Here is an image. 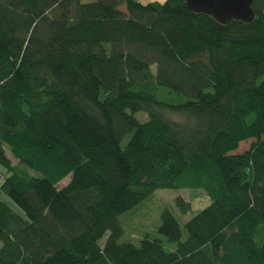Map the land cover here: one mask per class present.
<instances>
[{"label": "trees", "instance_id": "16d2710c", "mask_svg": "<svg viewBox=\"0 0 264 264\" xmlns=\"http://www.w3.org/2000/svg\"><path fill=\"white\" fill-rule=\"evenodd\" d=\"M252 8L221 23L186 0H0V187L23 211L0 199V264H264V0ZM163 188L210 203L124 238L120 216Z\"/></svg>", "mask_w": 264, "mask_h": 264}, {"label": "rangeland", "instance_id": "374dc122", "mask_svg": "<svg viewBox=\"0 0 264 264\" xmlns=\"http://www.w3.org/2000/svg\"><path fill=\"white\" fill-rule=\"evenodd\" d=\"M83 1H94V0H83ZM183 99L182 101H184ZM174 102L175 100H168ZM136 116L139 120L145 121L147 114L145 112H138ZM128 138H125L124 143ZM251 141L242 142L240 147L236 150V153L243 152L246 150ZM16 162V160H14ZM67 181L64 180V183ZM183 196L190 200L192 208L187 213H181L177 206L175 198L177 196ZM0 199L8 202L15 210L23 214V211L15 202L7 195V193L0 187ZM210 203L208 195L202 189L192 188H163L158 189L153 198L149 199L147 203L142 207L138 208L133 212H128L120 216V221L124 229V238H129L134 242H138L142 236L146 233L152 235L159 234L158 228L161 224V212L165 208H171L177 219L179 220L181 227L184 229V224L187 220L193 217L196 213L202 210ZM105 237L100 241L104 243ZM1 246V241H0ZM168 249H173L174 245L169 244Z\"/></svg>", "mask_w": 264, "mask_h": 264}, {"label": "water", "instance_id": "95a60500", "mask_svg": "<svg viewBox=\"0 0 264 264\" xmlns=\"http://www.w3.org/2000/svg\"><path fill=\"white\" fill-rule=\"evenodd\" d=\"M252 2L253 0H186L192 11L211 15L221 23L232 20L253 21L255 11Z\"/></svg>", "mask_w": 264, "mask_h": 264}, {"label": "crops", "instance_id": "0c3cea01", "mask_svg": "<svg viewBox=\"0 0 264 264\" xmlns=\"http://www.w3.org/2000/svg\"><path fill=\"white\" fill-rule=\"evenodd\" d=\"M143 2H149V1H154V0H142ZM158 1H163V0H158Z\"/></svg>", "mask_w": 264, "mask_h": 264}]
</instances>
